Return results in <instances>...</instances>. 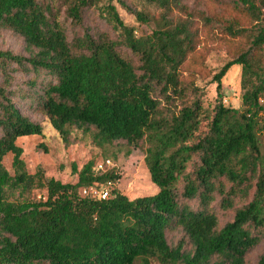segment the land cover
Masks as SVG:
<instances>
[{"label":"trees","instance_id":"1","mask_svg":"<svg viewBox=\"0 0 264 264\" xmlns=\"http://www.w3.org/2000/svg\"><path fill=\"white\" fill-rule=\"evenodd\" d=\"M233 5L231 20L214 16L219 32L225 43H246L212 74L209 108L195 80L205 72L197 50L213 14L181 0H0V28L27 53L0 50V264H247L264 238V0ZM119 8L153 24L150 32L137 34ZM90 11L111 33L85 25ZM233 65L239 108L222 101ZM18 71L32 73L25 82L39 90L30 101L64 143L73 128L100 147L145 143L157 190L130 199L112 185L106 199L86 195L84 188L119 179L92 160L72 165L76 182L30 172L16 141L42 135L43 126L13 100L26 97L11 89ZM33 190L44 195L33 199ZM226 212L232 217L221 224ZM167 232L181 235L169 243ZM255 264H264V247Z\"/></svg>","mask_w":264,"mask_h":264},{"label":"rangeland","instance_id":"2","mask_svg":"<svg viewBox=\"0 0 264 264\" xmlns=\"http://www.w3.org/2000/svg\"><path fill=\"white\" fill-rule=\"evenodd\" d=\"M234 0H181L185 8L198 13L200 11L213 14L212 23L207 27L201 36V44L198 47V54L202 56L205 65L203 76H198L195 84L203 88V103L206 107L211 108L216 102V83L210 82L213 73L231 57L236 47L243 44L245 46V38H239L231 43H225L222 40L223 33L219 32V26L214 16L220 14L225 19L231 20L232 15L226 12V9L233 7ZM232 9V8H231ZM225 10V12H223ZM123 21L132 25L136 29L137 34H147L150 32L153 24H142L135 20L133 14L122 8L118 9ZM177 11V10H176ZM183 15L182 12L177 11ZM86 24L93 31L101 29L111 33V29L100 21L91 11L86 17ZM198 25L201 21L196 19ZM200 22V23H199ZM253 23L245 24L251 26ZM72 33V27L68 30ZM113 36V35H112ZM0 50H11L16 54L26 56L24 43L22 39L12 33L10 30L0 28ZM32 73L18 71L14 73V79L11 82V89L16 94H24L25 98L14 96L19 110L29 117L30 120L40 123L43 126V134L40 136H25L18 138L16 143L22 147V157L30 172L41 168L45 178H55L61 182H76L77 173L72 171V165L81 169L84 163L89 160L94 161L95 167L98 168L105 159H110V165L102 170L110 171L119 175L118 181L113 184L120 192L127 195L130 199L141 195H147L157 190L149 177V172L144 163L145 143H140L139 146L126 145L121 142L119 145L100 147L93 142L89 132H84L81 129L73 128L70 132L68 143H64L58 132L51 126L47 118L40 113L35 107L33 101H30V95L37 88H30L25 82ZM40 79L38 82H40ZM222 93L223 103L233 108L241 107V88H240V67L233 65L229 68L222 78ZM262 110L259 113L260 117V140L264 148V95L261 98ZM40 145H43L41 147ZM45 148V150H44ZM129 150V153L126 151ZM113 153V154H112ZM12 156L7 154L4 157L6 168L13 173L11 167ZM16 191H13L10 198L14 199ZM44 195V191L33 190L31 197L39 199ZM220 223L223 224L226 220L231 219L230 212L220 213ZM180 232H167V240L169 243L175 242L179 237ZM264 247V238L261 242L251 249L246 254V263L255 264L259 254ZM157 264V263H153Z\"/></svg>","mask_w":264,"mask_h":264},{"label":"built area","instance_id":"3","mask_svg":"<svg viewBox=\"0 0 264 264\" xmlns=\"http://www.w3.org/2000/svg\"><path fill=\"white\" fill-rule=\"evenodd\" d=\"M110 159L103 160L100 164H98V169H103L110 165ZM113 185L112 181H107L100 186H90L83 189V193L86 195H90L92 197H97L100 199H106L110 194V189Z\"/></svg>","mask_w":264,"mask_h":264}]
</instances>
